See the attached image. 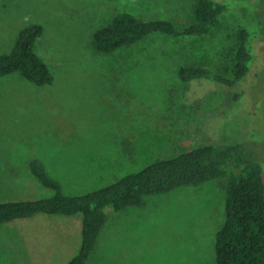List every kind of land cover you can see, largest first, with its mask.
Returning a JSON list of instances; mask_svg holds the SVG:
<instances>
[{"label": "rangeland", "instance_id": "374dc122", "mask_svg": "<svg viewBox=\"0 0 264 264\" xmlns=\"http://www.w3.org/2000/svg\"><path fill=\"white\" fill-rule=\"evenodd\" d=\"M195 1L0 0V54L12 51L24 27L42 24L35 48L54 75L42 86L20 73L0 77V202L54 195L32 173L34 158L73 195L204 143L246 142L264 168V0H222L231 10L204 37L157 33L114 53L92 45L118 12L184 27ZM240 27L252 33L245 78L234 86L180 79L178 68L193 61L221 69ZM225 195L220 178L113 213L88 264H217ZM82 236L81 213L7 222L0 264H67Z\"/></svg>", "mask_w": 264, "mask_h": 264}, {"label": "trees", "instance_id": "16d2710c", "mask_svg": "<svg viewBox=\"0 0 264 264\" xmlns=\"http://www.w3.org/2000/svg\"><path fill=\"white\" fill-rule=\"evenodd\" d=\"M228 3L196 0L194 21L179 27L168 18L145 19L122 11L92 36L93 47L103 53L131 46L157 33L176 39L204 37L221 28V19L229 11ZM44 33L39 23L24 27L11 52L0 54V77L20 73L39 86L51 84L54 75L36 52V42ZM236 42L224 55L225 63L214 70L196 61L181 65L180 79L216 81L234 86L246 77L252 61L251 31L238 28ZM241 92H234L235 100ZM38 181L55 191L35 200L0 202V225L39 214L83 215V236L79 252L67 264H88L113 213L131 207H143L146 198L169 193L185 186H197L225 179V221L216 237L217 264H264V168L248 143H204L171 158L160 159L138 172L84 194H68L63 184L50 175L42 159L30 164Z\"/></svg>", "mask_w": 264, "mask_h": 264}, {"label": "crops", "instance_id": "0c3cea01", "mask_svg": "<svg viewBox=\"0 0 264 264\" xmlns=\"http://www.w3.org/2000/svg\"><path fill=\"white\" fill-rule=\"evenodd\" d=\"M10 75V74H9Z\"/></svg>", "mask_w": 264, "mask_h": 264}]
</instances>
